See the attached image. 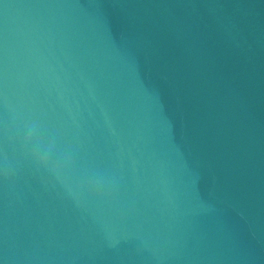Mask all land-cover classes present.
Returning a JSON list of instances; mask_svg holds the SVG:
<instances>
[{"label": "clouds", "instance_id": "9594fccd", "mask_svg": "<svg viewBox=\"0 0 264 264\" xmlns=\"http://www.w3.org/2000/svg\"><path fill=\"white\" fill-rule=\"evenodd\" d=\"M35 130L30 128L25 135L21 147L29 155L37 171L45 172L50 180L64 189L68 194H75L77 189L73 177L67 171L69 161L53 157V145H45L40 141H33Z\"/></svg>", "mask_w": 264, "mask_h": 264}]
</instances>
